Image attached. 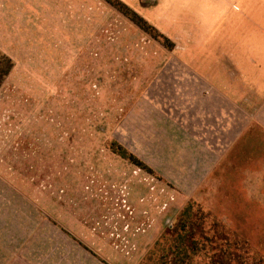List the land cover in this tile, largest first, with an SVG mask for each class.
I'll list each match as a JSON object with an SVG mask.
<instances>
[{
    "label": "rangeland",
    "instance_id": "374dc122",
    "mask_svg": "<svg viewBox=\"0 0 264 264\" xmlns=\"http://www.w3.org/2000/svg\"><path fill=\"white\" fill-rule=\"evenodd\" d=\"M184 13L147 33L105 0H0V264H214L231 244L264 264L244 183L261 128L236 144L232 121L264 109V0L193 30Z\"/></svg>",
    "mask_w": 264,
    "mask_h": 264
},
{
    "label": "crops",
    "instance_id": "0c3cea01",
    "mask_svg": "<svg viewBox=\"0 0 264 264\" xmlns=\"http://www.w3.org/2000/svg\"><path fill=\"white\" fill-rule=\"evenodd\" d=\"M125 5H127L129 8H131L133 11H135L138 15H140L142 18H144L147 22H149L151 25L152 23L158 22V18L155 16H152L151 12L146 13L144 11L140 12L135 7V0H121ZM241 2V0H240ZM141 5H145L143 0H140ZM225 4V0H175L174 7H176L174 13L176 17H171L169 14L163 15L162 21L158 22V24H161V27L154 28L157 30L159 29L162 31L163 24L165 22V18L169 17V20L172 23H175L178 27H181L180 20L182 19L181 16L183 15L184 7H186V11L184 14L188 15L189 24H192V26H189V29H199L200 25H203L204 23L209 24L212 22H218L220 20V8L223 7ZM225 12V11H224ZM240 14V13H239ZM168 15V16H167ZM144 16V17H143ZM161 19V18H160ZM185 20V19H184ZM217 20V21H216ZM164 21V22H163ZM182 21V20H181ZM166 24V22H165ZM195 25H198L196 27ZM219 25V24H218ZM241 108H235V110ZM234 110V111H235ZM241 114V113H240ZM251 116V115H250ZM204 117V113H203ZM233 127H234V143L238 144L242 141L241 137H239L242 134V127H259L261 128L260 131L255 130L253 131L252 135L249 136V150L248 154H251L250 156V162L252 165V162L256 164L255 169H253L251 166L249 170V180L246 181L247 178H245V187L249 190V199H250V205L251 207H260L264 208V109L260 111V113L257 114V117L255 119H250L248 124H243L241 116L239 118H234L233 120ZM239 128V129H237ZM260 132V134H258ZM242 143V142H241ZM238 153V151H237ZM236 153V154H237ZM242 154V153H241ZM243 154H246L245 151ZM253 163V164H254ZM249 185L247 187V184ZM244 188V189H246ZM258 215V214H257ZM253 221V220H251Z\"/></svg>",
    "mask_w": 264,
    "mask_h": 264
},
{
    "label": "trees",
    "instance_id": "16d2710c",
    "mask_svg": "<svg viewBox=\"0 0 264 264\" xmlns=\"http://www.w3.org/2000/svg\"><path fill=\"white\" fill-rule=\"evenodd\" d=\"M107 3H109L110 5L114 6L115 8H117L121 13H123L127 18H129L130 20H132L137 26H139L140 28H142L145 32L147 33H151L152 31L157 33V30L149 23L147 22L144 18H142L140 15H138L135 11H133L131 8H129L127 5H125L121 0H105ZM173 44L169 46V48H172ZM9 61V60H8ZM10 62V61H9ZM7 62L6 63V68L2 69L0 68V81L1 79L3 80L5 78V76H7L10 71H11V63ZM191 207H189V209L187 208L185 214L188 215V212L190 213ZM217 226H222V228H224V226L226 225L225 223H221L220 221H215L214 222ZM222 224V225H220ZM225 224V225H224ZM226 227V226H225ZM183 229L185 227H182ZM227 229H229L230 231H232V229L230 227H227ZM196 233L195 230V224H191L189 225V239H187V235L188 233L185 234V243L184 246L185 247H189V261H190V252L192 250H197L199 249V245H200V240L199 238L196 239L194 237ZM234 233V232H233ZM235 234V233H234ZM236 237H234L235 239V244L241 243L244 246L251 247V245L246 241L243 240L242 238H240L238 235L235 234ZM206 238L208 240H211V238L209 236H206ZM226 244L229 243L227 242ZM250 245V246H249ZM232 244L229 246L228 248H223L221 246V253L222 256L218 253L214 254L213 256H210L212 262L214 264H246L243 260H242V256L237 254L235 251L232 252L230 251ZM207 246L204 247V249ZM219 248V247H218ZM227 251L230 252V256L228 255ZM226 255H228L229 257L226 258Z\"/></svg>",
    "mask_w": 264,
    "mask_h": 264
}]
</instances>
